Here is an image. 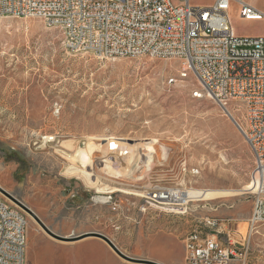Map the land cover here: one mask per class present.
Returning <instances> with one entry per match:
<instances>
[{"label":"rangeland","instance_id":"obj_1","mask_svg":"<svg viewBox=\"0 0 264 264\" xmlns=\"http://www.w3.org/2000/svg\"><path fill=\"white\" fill-rule=\"evenodd\" d=\"M245 2L264 11V0ZM229 19L236 35L264 33V19L240 18L234 1ZM177 70L174 59L72 53L41 19L0 17V185L56 234L100 232L123 253L161 264H182V238L200 217L234 218L245 246L232 264H264V221L247 231L250 147L217 102L191 96L197 83ZM83 143L86 159L69 162ZM145 185L241 192L191 198L190 214L178 215L113 190ZM12 202L26 213L25 264H141L96 237L57 240Z\"/></svg>","mask_w":264,"mask_h":264},{"label":"built area","instance_id":"obj_2","mask_svg":"<svg viewBox=\"0 0 264 264\" xmlns=\"http://www.w3.org/2000/svg\"><path fill=\"white\" fill-rule=\"evenodd\" d=\"M231 1L237 3L240 18L264 19V11L245 0H211L204 5L190 0H0V17L39 18L45 25L53 24L72 53L176 60L178 69L191 72L197 83L193 98H210L231 116H240V122L235 121L253 157L252 185L259 171L264 175V33L236 35L229 19ZM184 191L137 186L125 194L145 206L185 215L190 214L192 199L185 198ZM251 193L249 234L264 221V187L251 186ZM234 224V218L197 219L182 238V264L239 260L245 240ZM26 228V213L0 192V264H25Z\"/></svg>","mask_w":264,"mask_h":264},{"label":"bare ground","instance_id":"obj_3","mask_svg":"<svg viewBox=\"0 0 264 264\" xmlns=\"http://www.w3.org/2000/svg\"><path fill=\"white\" fill-rule=\"evenodd\" d=\"M50 27H53V24H46ZM177 74H178V77L179 78H182L183 80L184 79H190L191 80V72H184L180 69L177 70ZM170 77V76H169ZM176 77V76H175ZM175 77H173V79H176ZM177 80V79H176ZM123 139H120L118 141V144H125V142H122ZM102 142V140H100ZM69 142V141H68ZM67 142H65L66 144ZM68 144V143H67ZM78 150V154L79 156L78 157H71L70 155H66L65 157L68 159L69 162H71L70 159H79L80 158L82 159V157H84L87 153L86 151V148L84 146V143L82 145H79L77 146V149ZM77 154V155H78ZM85 154V155H84ZM88 156V155H86ZM85 158V157H84ZM83 158V159H84ZM86 159V158H85ZM84 159V160H85ZM83 161V160H82ZM85 162V161H83ZM72 163V162H71ZM82 163V162H81ZM85 164V163H84ZM87 164V163H86ZM84 166V165H82ZM85 167V166H84ZM258 186L259 187H264V175H262V172L259 171V174H258V177L255 181H253V184L252 185H249V183H247L245 186H244V189H247V190H251V186ZM1 187V185H0ZM2 188V187H1ZM3 189V188H2ZM140 189H145V190H149V191H178L180 189H175V188H169V187H162V186H141ZM114 191L116 190H120V191H123L125 193H129V191L127 190H123V189H114ZM112 189H110V191H113ZM98 192L99 193H107V187H99L98 188ZM239 192L241 191H238V190H235V189H225V188H199V189H187L184 191V197L185 198H192L194 200H197V199H201V200H206V199H215V198H220V197H226V196H231V195H236L238 194ZM101 199L103 198L102 196L100 197ZM28 214V213H27ZM29 217L31 219H33L35 222L36 220L30 215L28 214ZM39 227L41 228V226L39 225ZM42 229V228H41ZM68 238H70L71 236H65ZM86 238H81L79 239L78 241L80 240H84ZM60 241H63L64 243L67 241V240H60ZM70 240H68L69 242ZM75 241V240H74ZM110 248V247H109ZM119 249V248H118Z\"/></svg>","mask_w":264,"mask_h":264},{"label":"water","instance_id":"obj_4","mask_svg":"<svg viewBox=\"0 0 264 264\" xmlns=\"http://www.w3.org/2000/svg\"><path fill=\"white\" fill-rule=\"evenodd\" d=\"M222 109L224 110V112L226 113V115H228L230 117V119L232 120V122L235 124V126L237 127V129L243 134V132L241 131L240 127L238 126V124L236 123L235 119L228 113V111L222 107ZM0 192L3 195H6V197H9V199H12L14 202H16L17 204H19L28 214H30L35 220L36 222L41 226V228L51 237L57 239V240H70V241H74V240H79L81 238H85V237H96L100 240H102L104 243H106L108 245V247H110L118 256H120L121 258L127 260V261H131V262H136V263H141V264H161L159 262L153 261V260H149V259H145V258H137V257H132L129 256L125 253H123L122 251H120L118 249V247L112 242V240L110 238H108L106 235L100 233V232H95V231H88V232H83L79 235H75V236H71L70 238L67 239V237L56 234L55 232H53L52 230H50L43 222L42 220L27 206H25L23 203H21L19 200H17L15 197H13L11 194H9L8 192H6L4 189H2L0 187Z\"/></svg>","mask_w":264,"mask_h":264},{"label":"crops","instance_id":"obj_5","mask_svg":"<svg viewBox=\"0 0 264 264\" xmlns=\"http://www.w3.org/2000/svg\"><path fill=\"white\" fill-rule=\"evenodd\" d=\"M234 226L236 227V229L238 230V222H236V224H234ZM244 228V225H240L239 226V229H243ZM238 233H239V235H240V237H241V233L239 232V230H238ZM86 239H88V238H91V237H85ZM244 238V237H243ZM183 253V252H182ZM164 264V263H163ZM166 264V263H165Z\"/></svg>","mask_w":264,"mask_h":264},{"label":"snow or ice","instance_id":"obj_6","mask_svg":"<svg viewBox=\"0 0 264 264\" xmlns=\"http://www.w3.org/2000/svg\"><path fill=\"white\" fill-rule=\"evenodd\" d=\"M112 147L115 148L116 146L113 144Z\"/></svg>","mask_w":264,"mask_h":264}]
</instances>
